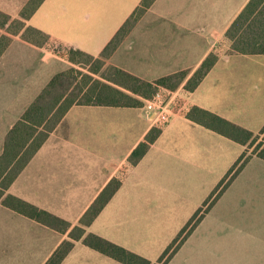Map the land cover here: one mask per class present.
I'll return each mask as SVG.
<instances>
[{
    "label": "crops",
    "instance_id": "crops-1",
    "mask_svg": "<svg viewBox=\"0 0 264 264\" xmlns=\"http://www.w3.org/2000/svg\"><path fill=\"white\" fill-rule=\"evenodd\" d=\"M29 1L0 0V11L18 19ZM249 1L156 0L107 64L148 82L181 71H187L189 79L212 52H218L215 67L187 94L189 108L201 107L233 123L236 116H256L264 106V61L257 57L264 55L226 54L225 39ZM141 2L45 0L27 24L50 35L52 42L99 57ZM0 34L8 35L6 30ZM11 39L0 57V156L7 134L25 110L55 75L71 66L52 46L39 47L21 36ZM123 50L133 54L142 72L119 63ZM153 127L143 108L72 107L7 192L69 222L71 228L58 232L0 201V264H45L115 178L122 180L120 190L87 233L123 247L132 241L144 245L146 213L154 203L149 198L168 194L167 187L161 186L163 177H172L177 188L179 183L183 188L218 169L225 173L246 150V146L183 116L162 130L137 165L130 164L132 152ZM163 138L168 144L160 145L158 174L153 177L159 189H148L146 162L155 157V148ZM232 242L218 227L201 241L199 252L212 262L233 261ZM62 264L123 263L80 240Z\"/></svg>",
    "mask_w": 264,
    "mask_h": 264
},
{
    "label": "trees",
    "instance_id": "trees-1",
    "mask_svg": "<svg viewBox=\"0 0 264 264\" xmlns=\"http://www.w3.org/2000/svg\"><path fill=\"white\" fill-rule=\"evenodd\" d=\"M44 1L30 0L18 19H13L0 11V28H7L8 31V35L0 37V57L11 44V37L20 34L23 40L36 46H52L50 35L27 24ZM155 2L156 0H142L98 58L73 47H67L63 51L73 65L86 68L91 61H94L96 66L93 69L90 67V73L71 68L55 75L7 134L3 153L0 156V201L5 207L58 232H68L71 228L69 222L7 192L51 134L60 126L70 109L74 106L143 108L145 101L151 99L160 87L176 90L187 80L185 91L194 92L215 67L220 59L218 52H212L189 79H187L188 72L181 71L148 82L113 65L108 67L109 75H102V79L94 77L101 73L108 60ZM14 23L18 24V30L12 32L11 26ZM225 39L228 42L226 54L264 55V0H250L227 30ZM186 117L195 124L246 146L245 152L221 181L218 191L226 188L251 158L258 157L264 160V139H260L261 135H264V129L261 134L255 135L250 130L198 106L192 107ZM161 134V129L153 127L132 152L129 158L130 164L137 165ZM121 186V179L115 178L110 181L83 215L79 225L71 229L69 239L62 242L45 264H62L73 250L75 243L80 240L86 246L120 263L152 264L146 258L97 234L87 233V228L93 224ZM201 211L200 209L199 212ZM194 221L195 219L188 227L192 226ZM187 228L157 264H168L184 241Z\"/></svg>",
    "mask_w": 264,
    "mask_h": 264
},
{
    "label": "rangeland",
    "instance_id": "rangeland-1",
    "mask_svg": "<svg viewBox=\"0 0 264 264\" xmlns=\"http://www.w3.org/2000/svg\"><path fill=\"white\" fill-rule=\"evenodd\" d=\"M5 30L7 31V28H0V33L5 32ZM11 30L12 32L17 31L18 24H12ZM52 46L54 50L60 51L63 55L66 54L63 51L67 47L56 42H52ZM125 49L129 50L128 47ZM139 49L141 50L140 46ZM128 50H123L120 53L119 63L126 67L133 65L139 73L142 72L139 71L141 66L134 62L133 54L129 53ZM257 59L264 61V57H257ZM94 66H96L94 61H91L86 68L71 63L69 69L74 68L83 73H90V67L93 69ZM108 67L110 65L107 64L101 73L94 75V77L102 79V75H109ZM186 82L178 89L171 90L179 91L182 95L185 94L183 96L185 101L186 99L188 101V110L184 116H187L190 110L188 97H185L189 93L184 89ZM159 90L162 88L160 87ZM262 109V112L256 116H236L234 123L242 122V127L255 135H259L264 129V106ZM168 125L162 126L159 123H153L154 127L161 130ZM260 139L263 140L264 135H261ZM166 141L167 138L161 140L157 145L158 147L155 148V157L149 158L146 162V182H150L148 189H159L157 188L158 182L153 177L158 174L156 171L159 158L157 157L159 155L158 150L160 145L162 147L167 146ZM251 159L243 166L232 182L219 191L218 187L221 181L233 166L225 172L226 174L218 169L215 173L201 177L196 182H190L183 188L180 187V183L177 188V183L172 177L166 179L163 177L164 182L161 181V186L167 187L168 194L166 196L156 194L155 198H149L154 203L149 205V210L146 213V244L140 245L132 241L130 243L132 245H127L129 247L124 248L129 251L130 249L138 251L139 253H135L131 250L152 264H157L182 231L195 219L193 225L187 228L184 241L168 264H264V160L262 161L257 157L253 158V161ZM154 166L156 167L153 168ZM200 209L201 212H199ZM218 227L223 229L225 235L233 241V257L236 258L233 261L215 260L212 262L199 252L201 241L207 238L209 232Z\"/></svg>",
    "mask_w": 264,
    "mask_h": 264
},
{
    "label": "built area",
    "instance_id": "built-area-1",
    "mask_svg": "<svg viewBox=\"0 0 264 264\" xmlns=\"http://www.w3.org/2000/svg\"><path fill=\"white\" fill-rule=\"evenodd\" d=\"M183 95L179 91L162 88L151 99L145 101L143 108L154 124L159 123L165 126L176 117L186 114L188 101L187 99L185 101Z\"/></svg>",
    "mask_w": 264,
    "mask_h": 264
}]
</instances>
